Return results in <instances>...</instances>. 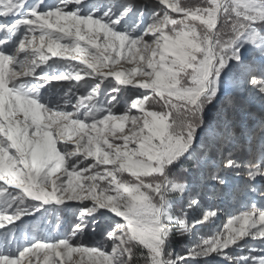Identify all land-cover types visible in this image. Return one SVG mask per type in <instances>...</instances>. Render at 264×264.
Here are the masks:
<instances>
[{
	"label": "snow or ice",
	"instance_id": "6c2138e0",
	"mask_svg": "<svg viewBox=\"0 0 264 264\" xmlns=\"http://www.w3.org/2000/svg\"><path fill=\"white\" fill-rule=\"evenodd\" d=\"M0 17L4 18L0 20V264H21L41 249L48 253L46 264H63L60 258H71L73 253L87 256L90 264H264V209L253 206L230 217L218 236L175 260L165 247L169 234L173 230L187 234L198 224L209 226L217 210H205L192 224L184 216L177 219L163 211L166 201L184 193L181 170L174 165L190 150L198 130L202 129V142L206 140L209 148L215 143L222 149L239 138L236 94L243 90V76L255 70L252 62L241 58V50L247 48L252 60L264 62V0H200L198 4L0 0ZM73 33V39L61 44ZM101 33L104 50L115 51L110 57L114 63L119 62L126 42L130 53L143 42V55L129 59L132 66L126 70L113 68L107 73L98 72L97 63L83 57L79 65L52 60L50 70L34 58L38 53L41 63L49 59L41 51L46 41L53 55L57 49L87 53L79 42L96 49ZM37 40L39 47H35ZM29 44L34 46L31 53L26 50ZM102 56L94 58L100 61ZM108 60L104 57L103 63ZM230 64L235 67L225 75ZM9 65L14 69L10 74ZM65 65L69 70H64ZM82 75L87 79L82 80ZM248 84L264 96V83L250 77ZM222 87L231 90L225 96L223 117L205 124L203 107ZM146 101L152 110H144ZM110 120L120 121L109 129L111 142L98 129ZM129 120L134 127L117 137L116 129H123V122ZM69 121L81 132L90 128L98 135L85 133V142L71 147L66 141L57 150L53 137L63 138L66 128L61 125ZM260 130L264 131V118ZM225 166L239 167L231 161ZM61 170L63 177L56 175ZM247 175L254 180L264 177V170L253 167ZM29 202L75 205L71 232L52 237L31 234L26 217H34L40 207ZM86 231L102 239L86 244ZM241 240L259 246H249L244 256L230 255L228 249ZM108 241L111 252L106 254L102 245ZM94 256L103 260L93 262Z\"/></svg>",
	"mask_w": 264,
	"mask_h": 264
},
{
	"label": "rangeland",
	"instance_id": "374dc122",
	"mask_svg": "<svg viewBox=\"0 0 264 264\" xmlns=\"http://www.w3.org/2000/svg\"><path fill=\"white\" fill-rule=\"evenodd\" d=\"M46 2L51 4L54 3L55 0H46ZM95 2L100 3L101 0H95ZM169 2L172 3L174 0H169ZM173 15L177 16L176 13H173ZM61 23L63 24V22ZM195 23L199 24V21H196ZM171 27L172 26L169 25L165 27L163 31L168 33ZM213 31H215V28ZM74 36L75 34L73 33L71 37L62 40L61 44L73 39ZM79 43L83 48L88 49L87 53H76L71 49H57L56 55H53L47 51L46 41L45 46L41 51L44 52L49 59L46 62L41 63L38 53L34 58L40 67H45L50 70L52 60H59L61 61V64L64 63V60H68L69 63L79 65V58L83 57L88 63H97L98 72L107 73L109 69L114 68L115 70L122 71L131 67L132 65L128 62L129 59L135 57L136 60H139V57L143 55L144 48V43L142 42L135 48H132L130 53L129 48L131 45L126 42V47L122 50L119 62L114 63L110 57L115 55V51L112 49H109L108 51L104 50L102 47L104 43L102 33L101 38L97 40L99 47L96 49H93L86 41H80ZM35 47H39L38 40L35 42ZM153 47H155V45H153ZM116 48H119L118 41L116 42ZM26 50L31 53L34 51V46L29 44ZM157 51L159 53V50ZM101 53H103V56L100 61H97L94 57L100 56ZM165 54L166 56L168 55V53ZM104 57H109L107 64L103 63ZM171 58L172 57L169 56V59ZM241 58L252 62L255 65V70L243 76V90L236 94L237 111L235 112V117L236 122L240 125V127L236 129L239 138L226 144L222 149L215 143L209 148L206 140L202 142L203 133L202 129H200L196 133L195 142L190 150L175 162L174 167L181 170L179 179L183 181L186 188L184 189L182 196H172L166 201L163 211L177 219L180 216H184L188 224H192L193 221L198 220L205 210L215 209L217 210V214L211 219L209 226L198 224L196 227L190 228L187 231V234L178 235L174 230L169 234L165 247L171 253V258L173 260L179 256H183L186 251L194 246L202 245L205 241H210L214 236H218L221 231L225 230L224 227L230 217H234L238 213L252 209L253 206L256 209H264V195H261L264 193V177L257 176L253 180L249 179L247 175L248 171L253 167L264 170V131L260 130V119L264 118V96L260 95L255 87L248 84L250 77H255L258 81L264 83V62H261L260 58L252 60L247 48L241 50ZM154 59L159 60V54L154 57ZM85 66L86 65L80 67ZM234 67V64L228 65L224 70V74L227 75ZM9 70L14 69L9 68ZM64 70H69L68 65H65ZM38 71L39 69L37 68V72ZM89 71H91V69H89ZM32 78L33 77H27L26 79ZM108 78L114 80V77ZM83 79H87V77L82 75V80ZM221 81L223 82V76L221 77ZM73 82L78 83L76 81ZM48 87H53V85H49ZM122 87L130 86L122 85ZM40 91L43 93L44 89H41ZM140 91H149L150 95H154L150 90ZM230 91V89H224L222 87L212 103L203 107V119L205 124L221 121L223 117L222 109L225 102V96ZM60 94H63L62 91ZM157 99L159 100L160 98ZM165 99H168L167 94ZM171 99L175 101V97H172ZM175 102L180 103L179 101ZM152 103H155V101H152ZM161 103H163V101H161ZM144 110H152L148 101L145 102ZM132 111L138 116H143V112H141L140 109H134ZM250 114H255L256 119H252ZM232 115L233 112L229 110L228 116L231 117ZM169 122H171V114L169 116ZM118 123H120V121L110 120L107 125H98V129H103L104 134L111 142L113 137L109 134V129H111L114 124ZM123 123V129H116L117 137L128 133L129 129L134 127L130 120L124 121ZM61 126L66 128L63 138L53 137L57 142V150H59L66 141L71 147H75L77 141H80L81 143L85 142L87 139L85 133L98 135V132H92L90 128H86L84 132H81L76 126L71 125L70 121L64 122ZM53 128H55V125H53ZM81 136H84V140H80ZM131 146L134 145H130V147ZM102 147L106 146L102 145ZM228 147H230L229 150ZM248 150L251 152L250 155H248L249 157L244 160L238 158L240 151L247 153ZM193 153H195V155H193ZM181 160L192 161V164H190L186 171L179 167V162ZM228 161L233 162L234 165H239V167H226L225 165ZM107 167H111V165ZM201 167L205 169L202 176H200V173L203 170ZM56 175L63 177V170ZM125 175L127 176L128 174L126 173ZM190 191H194V193L189 194ZM185 193L188 194L186 199ZM193 201L196 203L189 207ZM29 204H34L36 207H40V211L36 213L34 217H26V219L30 221L29 232L31 234L52 237L71 232L77 215L75 205H72L71 207L68 205L58 207L55 204L41 206L39 202H29ZM26 207H28L29 211L32 210L29 205H26ZM65 214H68V216ZM57 224H59V227ZM233 227L238 228L239 224H235ZM169 237L173 242L172 240H169ZM101 239L102 237L98 234L91 233L90 231L85 232L84 242L86 244L95 245ZM249 246L259 245L256 241L241 240L239 245L228 249V252L232 256H244L247 254ZM102 247L106 254L111 252L110 241L105 242ZM46 255H48L46 250H36L35 255L29 254L21 264H29V261H31L32 264H46ZM51 259H55L54 253L51 255ZM60 259L63 261V264H73V262H77L80 259L84 260V264H90V260L87 256L81 257L76 253H73L71 258L64 256ZM91 259L93 262L98 260L102 261L103 257L94 256ZM208 260L212 261L213 256H209ZM48 264H50V261ZM199 264H204V262L201 261ZM220 264H226V262L221 261Z\"/></svg>",
	"mask_w": 264,
	"mask_h": 264
},
{
	"label": "trees",
	"instance_id": "16d2710c",
	"mask_svg": "<svg viewBox=\"0 0 264 264\" xmlns=\"http://www.w3.org/2000/svg\"><path fill=\"white\" fill-rule=\"evenodd\" d=\"M186 2L187 3H190V4H198V3H200V0H186ZM217 27H219V25H217ZM230 149V147H228V150ZM250 151L248 150L247 151V153L246 152H242V151H240V155L238 156V158H241V159H246L247 157H249L248 155H250ZM200 154H201V152H200ZM188 162H189V164H188ZM190 164H192V161L191 160H181L180 162H179V167L180 168H183V169H187V168H189V166H190ZM202 169H203V167H201ZM205 169H203L202 171H201V173H200V176H202L203 174H204V171ZM194 193V191H190V193L189 194H193ZM187 193H185V199L187 198ZM50 215H52V214H50ZM66 216H68V214H65ZM173 238V237H172ZM169 240H172V239H170V237H169ZM172 242H173V240H172ZM180 245H183V244H180Z\"/></svg>",
	"mask_w": 264,
	"mask_h": 264
},
{
	"label": "bare ground",
	"instance_id": "6f19581e",
	"mask_svg": "<svg viewBox=\"0 0 264 264\" xmlns=\"http://www.w3.org/2000/svg\"><path fill=\"white\" fill-rule=\"evenodd\" d=\"M4 18L3 17H0V20H3ZM9 68H12V66L11 65H9ZM10 72L12 71V70H9ZM10 72H9V74H10Z\"/></svg>",
	"mask_w": 264,
	"mask_h": 264
}]
</instances>
